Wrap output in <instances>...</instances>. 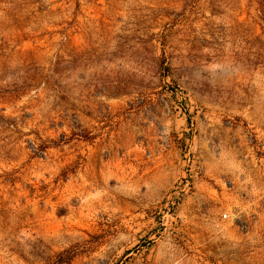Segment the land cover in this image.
Segmentation results:
<instances>
[{"label":"rangeland","instance_id":"obj_1","mask_svg":"<svg viewBox=\"0 0 264 264\" xmlns=\"http://www.w3.org/2000/svg\"><path fill=\"white\" fill-rule=\"evenodd\" d=\"M0 264H264V0H0Z\"/></svg>","mask_w":264,"mask_h":264}]
</instances>
